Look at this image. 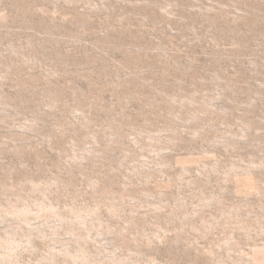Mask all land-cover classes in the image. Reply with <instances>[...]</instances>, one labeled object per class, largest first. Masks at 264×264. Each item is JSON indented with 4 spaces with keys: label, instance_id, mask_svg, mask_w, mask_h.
<instances>
[{
    "label": "rangeland",
    "instance_id": "rangeland-1",
    "mask_svg": "<svg viewBox=\"0 0 264 264\" xmlns=\"http://www.w3.org/2000/svg\"><path fill=\"white\" fill-rule=\"evenodd\" d=\"M8 237L0 264H264V0H0Z\"/></svg>",
    "mask_w": 264,
    "mask_h": 264
},
{
    "label": "bare ground",
    "instance_id": "bare-ground-1",
    "mask_svg": "<svg viewBox=\"0 0 264 264\" xmlns=\"http://www.w3.org/2000/svg\"><path fill=\"white\" fill-rule=\"evenodd\" d=\"M94 7V6H93ZM95 8V7H94ZM81 217V216H80ZM83 218V217H82ZM80 220V219H79ZM0 247L3 249H7L8 251H5L4 253H3V255H2V258H8V257H10L11 256V253H10V251L12 250V249H14V245H13V243H12V241L9 239V237H8V239H5L4 240V242H1L0 243ZM12 257V256H11ZM81 257H82V255H80V254H77V255H75L74 256V259L77 261V260H81Z\"/></svg>",
    "mask_w": 264,
    "mask_h": 264
}]
</instances>
